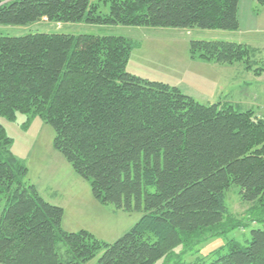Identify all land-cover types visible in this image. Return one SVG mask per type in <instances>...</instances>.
<instances>
[{
	"label": "trees",
	"instance_id": "obj_1",
	"mask_svg": "<svg viewBox=\"0 0 264 264\" xmlns=\"http://www.w3.org/2000/svg\"><path fill=\"white\" fill-rule=\"evenodd\" d=\"M99 1L109 4L100 11ZM264 7V0H257ZM240 0H0V24L122 25L238 31ZM137 44L121 36L0 34V117H39L94 197L144 215L113 244L62 228L64 210L26 182L0 123V264H155L184 243L264 225V117L230 100L204 105L176 86L133 75ZM259 50L192 41L193 60L259 75ZM239 187L242 218L226 203ZM229 240L212 261L264 264V229ZM189 249V248H186ZM226 250V251H225ZM225 251V252H224ZM179 261L177 262V264Z\"/></svg>",
	"mask_w": 264,
	"mask_h": 264
},
{
	"label": "rangeland",
	"instance_id": "obj_2",
	"mask_svg": "<svg viewBox=\"0 0 264 264\" xmlns=\"http://www.w3.org/2000/svg\"><path fill=\"white\" fill-rule=\"evenodd\" d=\"M99 4L100 11L107 14L109 4L103 1H99ZM250 7H253V11H250ZM239 21L238 31L100 26L88 23H38L28 26L0 24V34L9 37L38 33L125 37L137 44L127 67L129 73L171 86L180 84L184 94L188 90H185L183 78L197 77L191 86L199 93L195 99L201 104L210 105L230 100L241 103L244 109H254L258 116L264 117V72L256 75L246 71L240 64L226 66L224 70L230 75V81H225L221 85L224 87L218 90L210 75L208 76V71H203L205 66L209 67L208 64L195 62L190 57L192 41L243 42L259 50L258 64L264 67V7L257 0H242ZM0 123L8 137L12 139L11 153L28 169L26 182L34 185L46 202L63 208L62 228L65 231L76 233L85 230L97 240L113 244L140 221L144 215L143 210L117 209L112 204L100 203L94 197L90 182L78 175L72 165L54 148L55 131L42 119L18 113L13 121L0 117ZM0 200H3L2 196ZM226 203L230 213L241 219L246 207L240 203L239 187L231 186ZM254 228L264 229V225L233 229L225 235H218L202 242H195L198 239L196 237L190 243L177 246L170 257H163L155 264L212 261L217 255L207 257L212 252L222 249L229 240H234L244 247L248 246L251 240L250 232ZM100 257L101 253L86 264H98Z\"/></svg>",
	"mask_w": 264,
	"mask_h": 264
},
{
	"label": "crops",
	"instance_id": "obj_3",
	"mask_svg": "<svg viewBox=\"0 0 264 264\" xmlns=\"http://www.w3.org/2000/svg\"><path fill=\"white\" fill-rule=\"evenodd\" d=\"M250 11H253V7L252 8L250 7ZM241 13H242V0H240V3H239V20L241 17ZM236 43H241V44L247 45L246 43H243V42H236ZM131 57H132V55H131ZM130 61H131V58H130ZM195 62H198V60H195ZM199 63H201V62L199 61ZM202 63H204L205 65L208 64V66L210 67L209 68V67L205 66L203 71L204 70L208 71V76L210 75L209 77L214 82V84L216 85L218 90H220L221 88L224 87V86L221 87V85H223L225 83V81H230V75L227 72H225V70H224V69H226L225 68L226 66L214 65V64L206 63V62H202ZM240 69H241V67H240ZM226 74H227V77H226ZM196 78L197 77H190V76L183 78L185 80V86H186L185 90H188V91H186L187 92L186 94L188 96L194 98V99H195L196 95H199V93L195 92L191 86V83H193L192 81H194ZM176 87L179 88L183 92L184 89H183V87H181L180 84L176 85ZM215 96H217V95H215ZM210 97H212V96H210ZM236 104L242 105L241 103H236Z\"/></svg>",
	"mask_w": 264,
	"mask_h": 264
}]
</instances>
